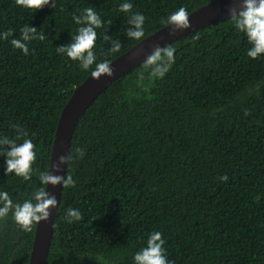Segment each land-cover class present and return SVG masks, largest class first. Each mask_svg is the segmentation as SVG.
Listing matches in <instances>:
<instances>
[{
  "label": "trees",
  "instance_id": "trees-1",
  "mask_svg": "<svg viewBox=\"0 0 264 264\" xmlns=\"http://www.w3.org/2000/svg\"><path fill=\"white\" fill-rule=\"evenodd\" d=\"M208 1L132 0V11L144 14L145 37L178 7L189 13ZM121 2L54 0L35 9L0 0V31L11 29L0 40V137L22 130L37 153L30 180L5 174L0 155V189L14 202L39 186L59 113L91 71L55 47L70 42L80 26L72 17L91 7L104 22L98 61L126 51L138 41L124 35ZM27 25L45 39L27 42L25 55L10 40ZM103 33L121 42L118 52H108ZM167 46L175 60L163 78H151L144 61L79 117L64 174L76 183L62 187L46 264H133L153 231L171 264H264V54L246 55L231 17ZM69 207L79 221H65ZM34 227L23 231L11 212L0 219V264H28Z\"/></svg>",
  "mask_w": 264,
  "mask_h": 264
},
{
  "label": "clouds",
  "instance_id": "clouds-1",
  "mask_svg": "<svg viewBox=\"0 0 264 264\" xmlns=\"http://www.w3.org/2000/svg\"><path fill=\"white\" fill-rule=\"evenodd\" d=\"M29 8H40L43 5L53 6L54 0H17ZM132 0H122L119 4V10L123 12L127 19L128 27L124 30V35L135 41H140L144 37L145 16L142 12L132 11ZM229 16L232 18L234 30L242 33L250 45L246 50L249 58L255 59L264 54V0H241L240 10L228 8ZM188 12L184 7H178L175 11L168 14L162 23L170 26V34L177 30H183L189 27ZM77 25L76 32L71 35L69 43L55 47L57 54H61L69 60L79 63L83 71H90L93 78H99L102 75L111 76L113 69L110 67L111 61L108 59L99 60L93 51L96 43V29L102 27L103 21L96 11L89 7L84 8L80 15L72 17ZM11 34V29L0 31V40L7 39ZM104 39L110 40L108 52L116 53L121 48V42L118 39L111 38L103 33ZM39 39L44 40V33H38L35 27L24 26L20 30L19 38H12L10 44L14 49H19L25 55L29 53L27 42ZM175 48L167 46L164 48L156 47L151 54L146 57L145 67L149 69V76L153 79H161L168 72L175 60ZM94 66V67H93ZM142 79L143 74H138ZM20 137H25L18 142ZM74 152L78 157H82L84 152L77 147ZM0 155L3 156L2 167L4 173H11L24 180L32 178L33 163L36 159L35 145L26 133L18 130L17 138L8 136L0 137ZM70 159L68 155L58 156L56 162L51 164L53 172L58 173L60 166L65 165ZM221 181H227V175L219 177ZM39 186L31 193L29 198L22 202H14L9 193L0 189V219L12 214L13 221L23 230L31 231L33 225L40 221H46L49 217L50 208H55L57 200L55 196L46 191L47 185L70 188L75 185V180L71 175L52 174L49 170L40 171L38 175ZM64 219L67 223H73L81 219L79 209L69 207L65 210ZM165 241L160 231L151 232L146 238V244L141 247L132 256L133 264H171L166 258L163 247Z\"/></svg>",
  "mask_w": 264,
  "mask_h": 264
},
{
  "label": "water",
  "instance_id": "water-1",
  "mask_svg": "<svg viewBox=\"0 0 264 264\" xmlns=\"http://www.w3.org/2000/svg\"><path fill=\"white\" fill-rule=\"evenodd\" d=\"M240 3L241 0H210L188 13V28L177 30L170 34V26L164 25L110 60V67L113 69L110 77L102 75L97 79L91 77L90 74L87 75L73 88L59 113L53 134L47 170L52 174H65L67 163L60 166L58 173L53 172L50 166L56 162L58 156L68 155L73 130L79 117L111 82L146 61V57L156 47L164 48L186 34L230 17L228 8H235L236 11H239ZM61 190L60 184L46 186V191L55 196L57 204L55 208H50L49 217L46 221H40L35 224L28 264H46Z\"/></svg>",
  "mask_w": 264,
  "mask_h": 264
}]
</instances>
